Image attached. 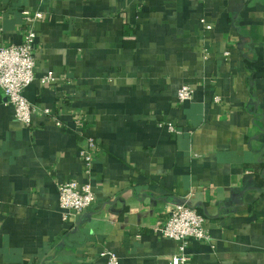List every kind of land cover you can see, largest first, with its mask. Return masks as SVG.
<instances>
[{"label":"crops","instance_id":"crops-1","mask_svg":"<svg viewBox=\"0 0 264 264\" xmlns=\"http://www.w3.org/2000/svg\"><path fill=\"white\" fill-rule=\"evenodd\" d=\"M25 9L45 15L23 91L37 111L24 127L0 90V264H170L178 202L211 239L186 264H264V0H0V47ZM72 181L95 199L64 217Z\"/></svg>","mask_w":264,"mask_h":264},{"label":"built area","instance_id":"built-area-1","mask_svg":"<svg viewBox=\"0 0 264 264\" xmlns=\"http://www.w3.org/2000/svg\"><path fill=\"white\" fill-rule=\"evenodd\" d=\"M23 29L22 41L19 45L0 47V90L7 98V105L13 109L17 122L24 127H29L32 115L37 111L23 96V91L34 80L33 45L35 41L34 27L45 20V15L40 12L22 10ZM2 19L0 15V20ZM228 53H225L227 56ZM55 81L51 72L40 79V84L47 86ZM192 89L183 85L177 92L176 101L179 104L188 102L192 98ZM217 102L218 99H215ZM42 114L50 115L49 110H43ZM78 122V121H77ZM171 130H173L170 127ZM88 150L82 151L86 166L92 160L89 150L95 147V141L88 138L86 141ZM58 203L64 217L77 215L85 211L93 203L95 197L88 185H78L76 182H67L58 185ZM159 233L169 240L177 243V252L172 256L170 264H186V242L188 240L210 243V236L205 228V220L192 207L178 202L171 209L166 223L159 229ZM106 264H118L117 257L113 253H104Z\"/></svg>","mask_w":264,"mask_h":264}]
</instances>
